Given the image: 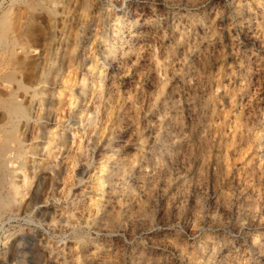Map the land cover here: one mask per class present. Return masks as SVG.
Returning a JSON list of instances; mask_svg holds the SVG:
<instances>
[{
    "label": "rangeland",
    "instance_id": "obj_1",
    "mask_svg": "<svg viewBox=\"0 0 264 264\" xmlns=\"http://www.w3.org/2000/svg\"><path fill=\"white\" fill-rule=\"evenodd\" d=\"M258 1L136 0L132 7L120 3L114 6V11L111 0H90L92 5H98L99 18L98 25L92 29L86 69L80 71L75 66L70 69L69 75L74 81L72 89L63 81L67 71L57 78L59 111L49 125L53 130H63L71 122L69 113L79 108L76 89L83 81H86L87 92L96 86L99 75L96 69L102 62L104 47L101 34L109 25L107 13L112 17V11L124 14L127 10L122 17L123 27L112 32L117 45L116 57L106 67V80L113 82L116 95L107 103L109 111L104 110V121L96 137L90 140L92 156L88 170L80 181L69 185L68 195L57 198L62 185L56 186L50 179L49 168H40L43 163L54 164L61 157L71 165L70 157L58 148L56 140L51 142L49 152L38 150L37 154H26L35 159L36 175L46 174L47 183H53L56 192L47 186L35 206L20 211L15 201L0 216V260L3 263L19 264L20 259L34 254L27 244V249L11 248L12 240L20 236L30 238L41 257L44 255L42 261L50 264H59L61 259L66 264H154L160 259L155 264H264V161L261 158L264 152V0ZM10 2L0 0V9ZM17 2L13 1L14 6ZM62 15L58 12V26ZM136 17L138 21L131 24ZM77 18L75 38L83 35L80 28L77 30L82 18ZM31 31L48 33L50 27L44 18L41 27L32 25L29 34ZM132 44L136 52L121 54L123 48ZM39 53H43L40 46L35 56ZM135 56L137 59L132 62ZM155 58L159 59V68L153 63ZM87 66L92 69L88 70ZM83 73L87 80H83ZM156 95L161 97V107L155 102ZM31 123L33 125L34 121ZM147 134L151 135L149 143L143 140ZM77 139L75 134L74 140ZM70 144L71 152L75 143ZM101 151L123 167L124 179L136 188L126 193L121 185H118L121 190L117 185L111 189L104 185L106 190L102 194L94 188L95 165ZM171 161V169L157 175ZM15 173L21 172L17 169ZM27 175L29 185L24 197L28 196L27 190L35 179L33 173ZM75 194H81L80 198H93L82 208L84 214L78 211L70 222L57 220L62 207H68L66 197ZM97 199L102 202L100 206L111 205L109 216H102V210L95 212ZM42 209L48 212L39 216ZM52 215L54 220H50ZM255 235L257 239H253ZM235 252H238L237 257ZM130 256L136 258L132 263Z\"/></svg>",
    "mask_w": 264,
    "mask_h": 264
},
{
    "label": "bare ground",
    "instance_id": "obj_2",
    "mask_svg": "<svg viewBox=\"0 0 264 264\" xmlns=\"http://www.w3.org/2000/svg\"><path fill=\"white\" fill-rule=\"evenodd\" d=\"M13 1H18L16 6H14ZM27 1L28 0H11L10 4H8L7 6L5 5V7L1 6V9H0V216H2V214L4 212H6L8 209H10L12 207L11 205L15 204L14 203L15 201L17 202L15 204L16 208H18L19 210L21 209L22 211L28 210L29 208L35 206L38 203L39 199L41 198V195L43 194V192L46 190L47 186H50V189L54 190V192H56L55 191L56 188L54 189V187L52 186L53 183H51V184L47 183L46 174L40 172V174L36 175V169H35L36 168V165H35L36 162L34 163L35 159L34 158H28L26 155L27 153L37 154L38 150H39V152L40 151L49 152L51 142L53 143V141L56 140L58 148L62 149L63 152H65L67 154L66 155L67 158L70 157L71 165L69 164V160H68V162H66L65 159L62 160L63 159L62 157L57 162H55L54 164L53 163L49 164V161H47L46 163H43L42 165H40V168H49L52 171L50 179L54 180V183L56 184V186H58L60 184L62 185L60 187L59 192H58V193H60V195H58V193H56L57 198H61V196H63V195H65V196L68 195L67 192H69V190L71 189L69 185L73 184L76 181H80L82 179V177L84 176L83 175L84 172L88 170L87 168L90 164V158L92 156V152H91L90 147H89L90 140H92L94 137H96L97 132L100 129V127L104 121V118L106 116V115L104 116V114H103L104 110L107 109V112L109 111L108 110L109 107H108L107 103L114 97V95H116L115 94L116 88H115L113 82L106 80V78L108 77L107 76L108 74L106 73V67L108 64L111 63L112 59H114L116 57L115 49H116L117 45L114 43V34H112V32L116 31V30H120L123 27L124 20H122V17L124 18L123 15L126 13L127 10H124V14L120 13L119 10H118L119 13H114V11H115L114 6H116L118 4L121 5L120 3H122V4L126 5V7H129V6L132 7L131 6L132 3L136 0H132V1L131 0L130 1L129 0L128 1L127 0H119V1L115 0V2H114V0H111L113 2L111 9L113 8L114 11H112L113 12L112 17H110L111 13H109V14L107 13V15H108L107 16V24H109V25H108V28L105 29V31L101 34L104 47L101 51L102 62L100 63L99 66H97V69H96V71L99 73V75H97L98 77H97V81H96V86L94 88L90 89L89 92H87L86 91V85H87L86 81L85 82L83 81L82 84L79 86V88L76 89V97L78 98L79 108L77 110L73 111L72 113L71 112L69 113V117L71 118V122H69L65 126V128H63V130H59V128H56L55 130H53L49 125V123L51 122L52 119L55 120V118L57 117L58 111H59V98L57 95H59L60 92H57L56 81H57V78H59V77L61 78L63 76L64 71H67L68 73L65 74V78L63 81L68 83V85H66V86H68L69 89H72L74 81L73 82L71 81V77L69 75L70 69L73 66H75V68H79L80 71H82V70L84 71V69H86V65H87V61H88L87 52L89 51V46L91 43L92 29L96 26L98 18H99V14L96 10L98 8V5H92L90 0H34V2H29V1L27 2ZM137 4H139V3H137ZM91 5H92V7H91ZM133 5H135V4H133ZM28 8H30V10ZM103 8H104V6H103ZM117 8L122 9L123 7H117ZM33 10H35V11H33ZM134 10L136 11V9H134ZM58 12L63 13V15H62V17H60L61 19L59 21L60 26H58V24H57L58 22H56L58 20ZM77 17L82 18V25L80 27H77V30L80 28L83 31V35L79 38L78 37L75 38L73 35V33L75 31V27H76V24H74V22L79 23V20ZM44 18L47 21L48 27H50V32H48V33L42 32V33L35 34L31 31V33L33 35L29 34L30 27H32V25L41 27V23H42ZM131 18H132V16H131ZM174 19H176V18H174ZM110 20H111V22H110ZM137 21H138V18L136 17L131 21V24L136 23ZM182 21H183V19H182ZM173 22H174V20H173ZM188 22H189V20H188ZM199 24H198V26H199ZM201 24H202V22H201ZM102 27H103V25H102ZM153 27H154V25H153ZM176 28H179V27L176 26ZM191 28H192V26H191ZM174 30L176 31V29H174ZM182 30H183V28H182ZM180 32H182L181 28L179 29V34H180ZM184 33L185 32L183 30V34ZM191 37H193V36H191ZM39 46H40L41 50H43V53H42V55H41V53H39L37 56H35V53L37 52V49ZM135 49L136 48L134 47V44H132L131 46H129L127 48H123L121 50V54H123V53L127 54V53H130L131 51L136 52ZM132 55L130 54V56H132ZM190 56H192V55H190ZM200 58H202V57H200ZM136 59H137V57L135 56L133 58L132 62H134ZM153 63H154V65H156L158 67V65L160 64L159 59L155 58L153 60ZM29 67H30V69L28 70ZM87 68H88V66H87ZM158 68H156V69H158ZM90 69H92V67L88 68V70H90ZM72 71H73V69H72ZM185 76H187V75H185ZM82 78H83V80H87V78L85 77V73H83ZM109 79L112 80L110 77H109ZM166 90H167V88H166ZM174 93H176V92H174ZM185 93H187V92H185ZM145 94H147V93H145ZM239 95H240V93H239ZM73 98L74 97H72V99ZM160 99H161V97L156 95L155 102H156L158 107H161V100ZM196 100H197V98H196ZM200 101L202 102V100H200ZM82 102H83V104H82ZM196 104H197V102H196ZM233 114H234V112H233ZM243 114H245V113H243ZM30 120L34 121L33 125H31L32 121H30ZM59 124H61V123H59ZM34 126H35V128H34ZM54 127H55V125H54ZM60 127H62V126H60ZM32 128H34V129H32ZM184 129H185V127H184ZM120 133H122V132H120ZM75 134L78 135L77 140H74ZM161 135H162V133H161ZM171 136H172V134H171ZM36 138H40L41 141H37V142L33 141ZM121 138H122V136H121ZM150 139H151V135H150V137H148V134H147V136L143 140H144V142H146V140H147V142L149 143ZM120 140H122V139H120ZM102 141H104V140H102ZM70 142L75 143V145L73 146V150H72L73 152L72 151L70 152L71 145H72V144H70ZM116 142H118V141H116ZM91 145H92V143H91ZM99 147H100V145H99ZM165 147H166V145H165ZM167 147L169 148V146H167ZM186 148H187V146H186ZM111 152H113V151H111ZM97 155H99V154H97ZM27 158H28V160H27ZM114 158H115V154H114ZM261 158L264 161V152H262ZM27 161L29 162L28 166L26 165ZM97 161H98V165H95V168L97 169V171H96L97 174L96 175L94 174L95 175L94 176V180H95L94 188H96L97 190L99 189V192H101V194L103 193L104 189L106 190V188H108V187H110V189H111L113 187V185L114 186L117 185V187H119L118 185H121V187H122L121 189L122 190L125 189L126 193L128 191H131L134 188H136L135 187L136 185L134 186V184L131 185V183H127L128 179L125 180L124 176H123V174L125 173L123 167L121 165H119L116 161L110 160L109 154L101 151L100 157ZM172 163H173V161L168 162L159 171L157 170L158 171L157 175L166 174V172L171 169ZM96 164H97V162H96ZM176 165H177V163H176ZM133 168H136V167H133ZM17 169H19L21 173H19V174L15 173V171ZM26 170H28V173H26ZM31 173H33V176H35V179L33 180V183L31 184V186L27 190L28 196L24 197V195L26 193L25 189H27V187L29 185V182L27 179V176H28L27 174H29L31 176ZM88 174L90 176V170L88 171ZM92 175H93V173H92ZM18 176L20 178L16 179V177H18ZM59 181H62V182H59ZM87 183H88V181H87ZM104 185H106V188H104ZM119 189H120V187H119ZM78 190L80 191L79 188H78ZM76 191L77 190H75V192ZM153 191H154V189H153ZM72 192H74V191H72ZM88 192H90V191H88ZM184 193H185V191H184ZM159 194H160V192H159ZM75 195L76 196H73V197H71V196L66 197L67 199H65V202H66L68 207H66V206L65 207L63 206L64 208L62 207L63 211L58 214L57 220H66V221L70 222L73 219V217H75V215L78 213V211H81L82 208L84 209L85 205H87L93 199L91 197L89 199L80 198L81 194L79 196H77V194H75ZM107 195H109V194H107ZM144 195H145V192H144ZM162 195H164V194H162ZM99 196L101 197V195H99ZM113 196H115V195H113ZM164 196H166V195H164ZM127 197H131V196L127 195ZM153 197H155V194L153 195ZM151 199H152V197H151ZM154 199H152V200H154ZM175 201H177V199ZM95 202L96 203H95V209L94 210L96 213L98 212V210H102L101 211L102 216H107V215L109 216L112 213V210L109 209V207L111 206L110 204H109L110 206L109 207L107 206L108 207L107 208L106 205H104V204H103V206H100L102 204V202L100 203V199H97ZM111 202H112V200H111ZM160 202H161V200H160ZM133 206H135V205L133 204ZM170 206L172 207V205H170ZM146 208H147V206H146ZM172 208H174V206ZM59 209H61V208H59ZM92 209H93V207H92ZM47 212L48 211H46V209H42L38 213H39V216H44V214H46ZM114 212H115V210H114ZM154 212H156V211H154ZM36 213H37V211H36ZM175 213H176V211H175ZM187 213H188V211H187ZM189 213H190V211H189ZM79 214H81V213H79ZM175 218H177V216H175ZM54 219H55V217L52 215L50 220H54ZM154 219H155V217H154ZM81 226H83V225H81ZM123 228H124V226H123ZM128 229H129V226H128ZM216 229H217V227H216ZM194 232H196V231H194ZM258 232H260V231H258ZM154 234H153V236H154ZM209 234H210V232H209ZM208 235H205V236H208ZM131 236H132V234H131ZM164 236H166V235H164ZM176 237H177V235H176ZM214 238H216V237H214ZM261 238H263V237L261 236ZM20 239H24V241L22 242V241H20ZM178 239H180V238H178ZM182 239H183V237H182ZM253 239H257V236L255 235V237H253ZM104 240H106V239H104ZM164 240H165V238H164ZM93 241L94 240H92V242ZM97 243H99V242H97ZM207 243H208V241H207ZM26 244H27V248H29L31 253H34V254H32L29 258L20 259L18 262L19 264H50L49 262L42 261V257L44 255L41 257L42 254L37 252V249H36L37 247L35 246V243L30 238H28L26 240L25 238L18 236L16 238H14V240H12L10 245H11V248L14 250H19V249L23 250L24 248L27 249L25 247ZM72 246H74V244ZM135 246H137V245H135ZM205 246H207V245H205ZM86 247H87V245H86ZM55 248H56V246H55ZM144 248H145V245H144ZM166 248H169V247H166ZM193 248L191 247L190 249H193ZM164 249H165V247H164ZM72 250H71V252H72ZM82 250H83V248H82ZM144 250H147V248ZM61 251H62V249H61ZM133 251H135V250H133ZM239 251H240V248H239ZM184 252H189V251H184ZM184 252H182V254ZM192 252H193V250H192ZM211 252H212V250H211ZM133 253L135 254L136 252H133ZM159 253H157V254H159ZM201 253H202V251H201ZM233 253H234V251H233ZM144 254H146V253H144ZM242 254H244V253H242ZM54 255H55V252H54ZM68 255L69 254H67V257H68ZM96 255H98V254H96ZM207 255H205V256H207ZM234 255H235V257H237L238 252H235ZM157 257L159 258L160 256L158 255ZM166 258H168V257H166ZM242 258H244V257H242ZM135 259H136L135 257L132 258L130 262L132 263L133 260H135ZM154 259H155V257H154ZM147 260L148 259H146L145 261H147ZM160 260H158V261H160ZM68 261H70V259ZM158 261H156V262L158 263ZM156 262H154V264ZM0 264H5V263H3L0 260ZM59 264H66V262L64 259H61ZM152 264H153V262H152Z\"/></svg>",
    "mask_w": 264,
    "mask_h": 264
}]
</instances>
